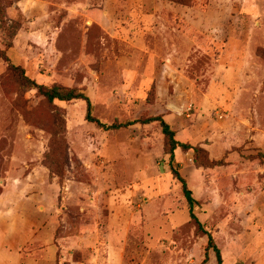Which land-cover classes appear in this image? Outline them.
Listing matches in <instances>:
<instances>
[{"label": "rangeland", "instance_id": "374dc122", "mask_svg": "<svg viewBox=\"0 0 264 264\" xmlns=\"http://www.w3.org/2000/svg\"><path fill=\"white\" fill-rule=\"evenodd\" d=\"M0 48L193 146L0 57V264H264V0H0Z\"/></svg>", "mask_w": 264, "mask_h": 264}, {"label": "trees", "instance_id": "16d2710c", "mask_svg": "<svg viewBox=\"0 0 264 264\" xmlns=\"http://www.w3.org/2000/svg\"><path fill=\"white\" fill-rule=\"evenodd\" d=\"M0 57H2L8 63L10 70L19 77L20 83L22 86H25L27 88H36L38 92L48 102H54L55 100H59V101H72L76 99L85 100L87 102V107H88L87 120L97 124L100 128L104 130H119L121 128H128L129 126L135 123L146 124V123H150L153 121H159L162 127V131L165 135L166 150H167V153H170L172 160L175 155V150L178 147H181L183 150H189L193 148V146H191L190 144L181 143L179 140H177L176 138L177 132L171 127L169 123H167L164 120L162 116L140 118L134 121L114 122L110 125L105 124L100 119H98L97 117L93 115L92 103H91L90 98L86 94L79 92L74 88H67V87L60 86V85H54V86L49 87V86L37 83L35 80H33L27 75L26 70L23 67L15 65L10 61V58L8 56L6 49L0 48ZM194 149L196 150V148ZM174 174L182 184L183 194L186 199L191 218L196 221L200 229H205L204 225L199 221L194 211L195 207L198 206L200 203L199 200L194 196L193 190L188 186L187 180L182 176L180 171L174 170ZM206 233L208 234V237H209L208 249L212 248L216 253L218 264H223L222 251L220 247L215 242L213 235L208 231H206ZM206 259H208V257Z\"/></svg>", "mask_w": 264, "mask_h": 264}, {"label": "water", "instance_id": "95a60500", "mask_svg": "<svg viewBox=\"0 0 264 264\" xmlns=\"http://www.w3.org/2000/svg\"><path fill=\"white\" fill-rule=\"evenodd\" d=\"M162 170H164V169L162 168Z\"/></svg>", "mask_w": 264, "mask_h": 264}]
</instances>
